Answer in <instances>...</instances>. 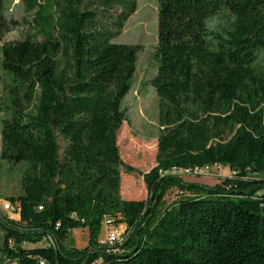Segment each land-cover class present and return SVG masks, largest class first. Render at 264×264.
Masks as SVG:
<instances>
[{
  "label": "trees",
  "instance_id": "16d2710c",
  "mask_svg": "<svg viewBox=\"0 0 264 264\" xmlns=\"http://www.w3.org/2000/svg\"><path fill=\"white\" fill-rule=\"evenodd\" d=\"M10 4L0 159L26 168L7 198L17 219L0 212V262L264 264V0H156L158 133L138 201L119 196L116 145L138 47L113 42L136 0H19L31 33L15 42ZM208 166L233 175L207 186L171 174ZM106 220L120 243L99 241ZM74 229L88 231L82 249L65 243Z\"/></svg>",
  "mask_w": 264,
  "mask_h": 264
},
{
  "label": "rangeland",
  "instance_id": "374dc122",
  "mask_svg": "<svg viewBox=\"0 0 264 264\" xmlns=\"http://www.w3.org/2000/svg\"><path fill=\"white\" fill-rule=\"evenodd\" d=\"M18 2L19 0H11L7 17L21 24L6 35L4 41L7 42L23 40L31 33L22 24L24 14ZM113 42L138 47L130 90L121 101L124 120L116 135V145L121 162L119 166V196L123 200L138 201L145 198L142 175L154 166L158 133L156 96L149 85V80L155 72L152 54L156 44V0H136L134 13L128 17L120 35ZM2 94L3 88L0 83V96ZM125 167L131 168L132 172L125 173ZM25 168L26 166L23 164H9L0 159V212L12 219H17V215L14 213L15 206H11L7 198L20 194L21 177ZM172 174L180 177L183 182L207 186L219 184L223 178L233 175L227 167L222 166L203 167L189 174H182L178 171L172 172ZM177 195L176 189H170L166 192L163 200L168 204L175 200ZM7 204L10 206L9 209L5 208ZM110 230L104 226L99 241L103 240ZM116 232L121 234L122 226L117 227ZM1 237L0 232V244ZM87 241V229H74L70 231L65 243L69 247L82 249L87 245ZM0 264L3 263L0 262Z\"/></svg>",
  "mask_w": 264,
  "mask_h": 264
},
{
  "label": "built area",
  "instance_id": "2783aa9c",
  "mask_svg": "<svg viewBox=\"0 0 264 264\" xmlns=\"http://www.w3.org/2000/svg\"><path fill=\"white\" fill-rule=\"evenodd\" d=\"M194 170H197V168H194L192 170H188V169H185V170H172L171 174H172V172H176V171H178L179 173H182V174H189L190 172H192ZM259 206L262 208V207H264V204H260ZM5 208L9 209L10 206L7 204ZM104 226L107 227V228H110L111 230L106 233L105 238L103 240H101L100 242L102 244H106L108 246H113L116 243H120V241L122 240L123 232L121 234H118L116 232V228L109 226V221H107V220L104 222Z\"/></svg>",
  "mask_w": 264,
  "mask_h": 264
},
{
  "label": "water",
  "instance_id": "95a60500",
  "mask_svg": "<svg viewBox=\"0 0 264 264\" xmlns=\"http://www.w3.org/2000/svg\"><path fill=\"white\" fill-rule=\"evenodd\" d=\"M254 196L255 197H260V198H263L264 199V192H262V193L257 192V193L254 194Z\"/></svg>",
  "mask_w": 264,
  "mask_h": 264
}]
</instances>
